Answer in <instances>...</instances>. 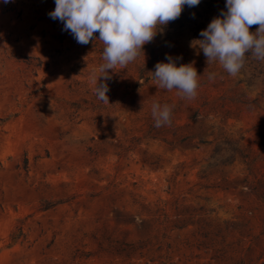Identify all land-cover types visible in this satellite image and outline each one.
I'll list each match as a JSON object with an SVG mask.
<instances>
[{
    "label": "rangeland",
    "instance_id": "374dc122",
    "mask_svg": "<svg viewBox=\"0 0 264 264\" xmlns=\"http://www.w3.org/2000/svg\"><path fill=\"white\" fill-rule=\"evenodd\" d=\"M225 5L185 6L100 78L106 104L100 41L78 44L54 0H0V264H264V61L233 77L190 47ZM166 54L196 68L194 99L156 86Z\"/></svg>",
    "mask_w": 264,
    "mask_h": 264
},
{
    "label": "clouds",
    "instance_id": "9594fccd",
    "mask_svg": "<svg viewBox=\"0 0 264 264\" xmlns=\"http://www.w3.org/2000/svg\"><path fill=\"white\" fill-rule=\"evenodd\" d=\"M10 0H4L9 3ZM55 8L48 15L63 24L80 45L100 41L103 45L100 75L93 74L94 94L109 104V86L98 83L101 77L111 79L109 70L127 67L141 53L144 45L154 41L157 34L177 20L185 6H198L201 0H54ZM226 11L214 17L207 28L200 31L201 39L190 41V47L203 51L207 65L218 62L231 76L242 69L246 54L264 61V0H226ZM195 15L194 13L192 14ZM258 25L253 33L249 29ZM98 33V38L94 36ZM145 55V54H144ZM168 62H157L151 72L159 89L175 91L181 98L194 99L199 87L197 70L191 63L176 66L166 54ZM213 74H210V77ZM154 126L170 124L172 106L153 103Z\"/></svg>",
    "mask_w": 264,
    "mask_h": 264
},
{
    "label": "trees",
    "instance_id": "16d2710c",
    "mask_svg": "<svg viewBox=\"0 0 264 264\" xmlns=\"http://www.w3.org/2000/svg\"><path fill=\"white\" fill-rule=\"evenodd\" d=\"M201 30H202L201 27H198L197 30H195V32H194L195 35L200 36L199 33Z\"/></svg>",
    "mask_w": 264,
    "mask_h": 264
}]
</instances>
